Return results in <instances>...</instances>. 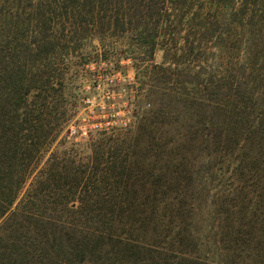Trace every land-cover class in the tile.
Returning <instances> with one entry per match:
<instances>
[{
    "label": "trees",
    "instance_id": "obj_1",
    "mask_svg": "<svg viewBox=\"0 0 264 264\" xmlns=\"http://www.w3.org/2000/svg\"><path fill=\"white\" fill-rule=\"evenodd\" d=\"M92 34L165 51L155 107L45 160ZM0 219V264H264V0H0Z\"/></svg>",
    "mask_w": 264,
    "mask_h": 264
},
{
    "label": "rangeland",
    "instance_id": "obj_2",
    "mask_svg": "<svg viewBox=\"0 0 264 264\" xmlns=\"http://www.w3.org/2000/svg\"><path fill=\"white\" fill-rule=\"evenodd\" d=\"M133 42L129 34H118L116 36L92 34L82 41L81 48L76 49L67 57L66 64L69 67L66 74L68 124L75 121L82 111L80 96L85 84L92 81L98 71L110 70L114 73L129 74L135 78V89L138 91V98L134 107L137 115L136 124L155 107V97L150 81L153 77L151 67L153 65L160 66L165 62V51L158 50L154 59L149 60L148 55L144 54V50L133 44ZM165 66H168V64ZM127 133V131H123L106 135V137L118 138ZM101 138L102 136L97 134L87 141L76 144L65 139L64 130L45 160L52 152L88 154L91 146ZM4 219H0V227L3 225Z\"/></svg>",
    "mask_w": 264,
    "mask_h": 264
},
{
    "label": "built area",
    "instance_id": "obj_3",
    "mask_svg": "<svg viewBox=\"0 0 264 264\" xmlns=\"http://www.w3.org/2000/svg\"><path fill=\"white\" fill-rule=\"evenodd\" d=\"M135 84V78L129 74L98 71L84 86L80 96L82 111L67 125L65 139L77 144L93 135H110L132 129L137 119L134 107L138 91Z\"/></svg>",
    "mask_w": 264,
    "mask_h": 264
}]
</instances>
